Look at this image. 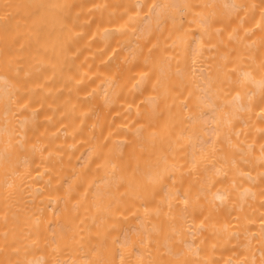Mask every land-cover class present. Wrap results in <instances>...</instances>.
<instances>
[{"label":"bare ground","instance_id":"6f19581e","mask_svg":"<svg viewBox=\"0 0 264 264\" xmlns=\"http://www.w3.org/2000/svg\"><path fill=\"white\" fill-rule=\"evenodd\" d=\"M0 264H264V0H0Z\"/></svg>","mask_w":264,"mask_h":264}]
</instances>
